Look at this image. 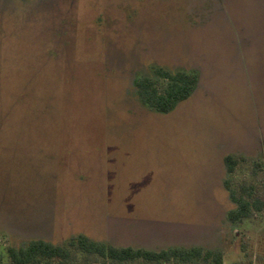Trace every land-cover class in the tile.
I'll use <instances>...</instances> for the list:
<instances>
[{"label":"rangeland","instance_id":"1","mask_svg":"<svg viewBox=\"0 0 264 264\" xmlns=\"http://www.w3.org/2000/svg\"><path fill=\"white\" fill-rule=\"evenodd\" d=\"M159 66L198 76L169 113L135 85ZM231 190L264 202V0H0V264L79 234L264 264Z\"/></svg>","mask_w":264,"mask_h":264},{"label":"trees","instance_id":"2","mask_svg":"<svg viewBox=\"0 0 264 264\" xmlns=\"http://www.w3.org/2000/svg\"><path fill=\"white\" fill-rule=\"evenodd\" d=\"M159 80L163 81L159 85ZM198 76L194 71H172L164 67H155L153 76L143 75L135 80L137 93L142 103L160 113L171 112L180 102L188 99L196 89ZM226 170L232 173L238 163L233 155L224 159ZM249 195V194H248ZM231 197L236 207L228 212L233 224L248 218L253 210L261 211L264 202L249 196H237L231 190ZM73 249L102 260V264H125L137 259L152 264H224L223 252L205 249L200 246H171L161 249L143 247L115 246L97 241L84 234L72 236L66 243L58 244L44 239H33L16 248L8 247V256L13 264H101L85 259L74 261Z\"/></svg>","mask_w":264,"mask_h":264},{"label":"flooded vegetation","instance_id":"3","mask_svg":"<svg viewBox=\"0 0 264 264\" xmlns=\"http://www.w3.org/2000/svg\"><path fill=\"white\" fill-rule=\"evenodd\" d=\"M228 155H231V154H228ZM226 156H227V155H226ZM226 156H225V157H226ZM225 157H224V159H225ZM224 164H225V163H224ZM225 166H226V165H225Z\"/></svg>","mask_w":264,"mask_h":264}]
</instances>
